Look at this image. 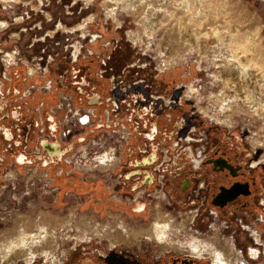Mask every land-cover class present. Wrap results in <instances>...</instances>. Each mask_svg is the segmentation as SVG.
<instances>
[{
  "label": "flooded vegetation",
  "instance_id": "af4514ba",
  "mask_svg": "<svg viewBox=\"0 0 264 264\" xmlns=\"http://www.w3.org/2000/svg\"><path fill=\"white\" fill-rule=\"evenodd\" d=\"M121 28L116 27L122 34ZM8 35L0 38V53L15 49L17 63L5 67L0 60V209L8 210L12 202L21 205L23 198L31 196L38 200L42 197V204L47 201L55 209L78 195L82 213L91 211L98 218L108 212L119 213L122 220L140 225L166 219L182 226L170 237L190 233L202 243L200 248L207 242V249L219 253L224 264H264V160L242 135L220 129L199 115L192 105L195 100H191L196 94L186 98L181 89L180 70L163 75L165 70L158 71L149 57L144 59L127 40L123 43L122 37H112L103 45L98 37L93 40L87 33L74 58L75 47L69 44L61 73L67 88H73L77 103L95 107L97 112L108 106L106 99L116 103L111 114L113 123L88 130L85 137L79 138L80 143L101 129L117 130L122 125L127 132L126 141L118 140L117 164L109 172L81 173L62 166L73 143L61 147L43 139L38 155L15 156L24 139L28 147L32 140L35 142L39 130L52 137L58 132L49 112L53 93L44 86L37 91L39 84L54 85L52 74L56 70L54 60H48L51 48L40 52L33 44L22 48L19 43L10 48L4 40L10 41ZM141 60L147 63L143 67L138 65ZM24 62L31 67L30 73L24 72ZM35 74H40L42 80ZM42 143L57 144L58 153L48 154ZM19 158L22 164L17 162ZM35 164L46 174L28 173L31 176H24L26 180L21 177L18 182L19 169ZM13 172L17 177L9 174ZM132 233L140 234L134 248L80 247L82 262L78 254H70L67 259L69 252L64 261L220 264L210 254L201 255L188 246L175 244L178 240L161 249L146 236L149 228Z\"/></svg>",
  "mask_w": 264,
  "mask_h": 264
},
{
  "label": "rangeland",
  "instance_id": "374dc122",
  "mask_svg": "<svg viewBox=\"0 0 264 264\" xmlns=\"http://www.w3.org/2000/svg\"><path fill=\"white\" fill-rule=\"evenodd\" d=\"M107 1L108 0H7V3L3 5L0 0V22L2 24L5 23L4 26H0V38H3L4 34L9 33L8 37L10 38V41H8L7 38L4 40H6V44L10 46V48L16 47V43H19L22 48H25L23 45L28 47L33 44V47H36L40 52L46 47L48 50L51 48L50 54H48L49 56H52L56 70L54 71V74H52L55 81L54 86L59 87L61 80L59 75H62V65L67 61L66 57L70 52L69 44L74 45L75 50L73 51L77 52L82 43L81 38L85 37L87 33H89L90 36H93V40L98 37L97 41L103 43V45H105L107 41H111L110 39L112 37H122L123 43L127 40L129 42V47L131 46L133 50L139 52L140 55L143 54L144 59L145 56L149 57L152 65L156 67L158 71L165 70L163 75L171 76L173 71L176 69L180 70L181 78L179 82H181V89L183 90L184 95H186V98H190L195 94L197 95V97L195 95V99L194 97H191V100H195L192 105H194V108L199 112V115L210 120L220 129L229 130L242 135L250 145L252 151L259 154V158L264 160V108H253L251 105L249 106L246 101L242 102V97H240V99L237 97L234 98V93H230L229 95L224 94L225 91L223 90L221 80L215 81L214 79V75L216 74L215 64L220 62L213 61L214 59L210 56V58L206 56L208 59H206L205 56H201L196 45L191 53L188 51V45L180 46L177 42L178 33L172 29L173 27L169 21L170 19L172 20V18L174 21L178 18L181 21V12H172L175 18L169 17V15L168 17L166 16L167 18L164 17L165 19L162 23L167 28L160 26L156 29L153 37H146L141 27V20L144 14H137L138 17H135L132 14L117 10L116 19L119 22L118 23L106 16L105 3ZM194 6L195 5H193V7ZM201 7H203L202 9L205 13L203 21V23H207L205 27L200 25L198 27L196 25L198 21L199 23L201 21L195 18L196 15L194 11L190 15V19L196 22L189 21V17H187L186 20L187 22L192 23V27L195 26L200 34H207L206 43L202 44L203 47L207 44L204 47L206 48L204 52H207L206 50H209V47H211L209 44L212 40L209 38V35L211 34L212 28H214V26L222 27V25L229 27L232 33L236 34L235 36L244 44L246 41V43H249L248 41L250 40H257L258 43L264 45V0H203ZM10 25H13V27H10ZM120 25L123 30L122 34L116 29V27H120ZM220 31L222 32L221 29ZM128 33L136 35L140 40L134 43L128 37ZM164 35L168 38L171 36L173 38L164 41ZM203 35H200V37H203ZM4 40L3 42H5ZM139 41L141 42L139 43ZM162 41L165 42L166 45H163ZM165 46L166 49H169H163ZM244 47L245 46L242 45L241 48L238 47V51H235L238 52L240 58L251 56L248 51L242 50ZM161 49L162 52H160ZM24 51L26 52L27 50ZM158 52L161 53V55ZM169 54L171 56H169ZM184 55L188 56H186V60L181 61V57ZM209 55H211V53ZM164 61L165 63H163ZM145 63L144 60H141L138 65L143 67ZM24 65L26 66L27 63L24 62ZM30 68L31 67H28L27 65V70L23 68L24 72L26 70L27 73H30ZM35 75L40 81L42 80L40 74ZM94 78L98 79L96 77ZM106 84L109 83L105 82V85ZM39 85L37 91H42L40 88L45 84ZM189 88L194 91L190 92ZM67 92L73 95L75 105L80 106L74 96L73 88L71 87ZM222 93L224 94L226 101L224 100ZM217 96L220 98H216ZM232 98L239 101L236 100L234 103L228 104L227 102ZM57 101L58 93H53L51 107L55 106ZM94 134L95 132L91 135ZM33 143L32 140L29 144V148L33 147ZM72 143L71 152H74L79 143L76 140H73ZM8 165H11V163L9 162ZM62 166L69 168L64 164ZM19 173L18 182L21 181V177L24 178V176H31L23 169H19ZM9 174L17 177V174L14 172ZM45 174L46 172H37V175ZM24 179L26 180V178ZM0 181H3V179L0 178ZM18 196L19 195L16 194L14 197L18 198ZM77 197L78 195H72L63 206H56L55 209L52 207L51 209L47 201H44L45 204H42V197L39 200L33 196H31V199L26 198L25 200V198H23L21 200V205L18 206L12 202L13 206L10 205L8 210L0 209V239L5 235V237L11 238L14 234H17L22 230L33 232L39 224H44L48 226V228H53L54 235L51 236V238L54 242L52 244L49 243L48 246L51 250V256L47 259L45 257L37 256L34 262L38 263L39 261H42L40 264H71V262L66 263L64 261V255L67 252H69L67 259H70L72 254H78V261L82 262L80 247L88 248L91 245H102L106 246V248H113L115 246L134 248L136 245L134 241H137V243L139 242L140 234H133L132 232H136L139 229L149 228V234H146V236H148V239L154 242L157 246L160 247L162 245L160 247L161 249L162 247L165 248L167 243L168 245H174V242L177 240L178 241L175 244H181L180 246H188L190 242V237L187 235L189 233L184 234V236L178 235L176 237L172 235L170 237L171 234L176 232L172 231L168 233L169 235L165 238V242L163 241L164 243H158L157 240L151 237V228L153 224L157 222L156 220L148 221L140 225L136 222L122 220V216L119 213L108 212L107 215H103L101 218H98L95 214L91 213V211L82 213L79 208ZM0 204L2 203L0 202ZM21 219H23L22 222H20ZM120 224H122L127 230L132 231L128 239L130 245L119 244L111 246L104 236L102 238H99L98 236H85L84 238L79 239L76 237L77 233L83 232V229H81L83 227L77 228V225L85 226L84 229L86 230V234L90 235L92 228L105 227L104 230L108 231V228L114 226V228H116L120 226ZM141 245H144L142 241ZM73 249L78 250L77 252H73ZM1 263L0 260V264ZM13 264L25 263L18 260Z\"/></svg>",
  "mask_w": 264,
  "mask_h": 264
},
{
  "label": "bare ground",
  "instance_id": "6f19581e",
  "mask_svg": "<svg viewBox=\"0 0 264 264\" xmlns=\"http://www.w3.org/2000/svg\"><path fill=\"white\" fill-rule=\"evenodd\" d=\"M1 2L3 5H5L7 3V0H1ZM202 2L203 0H108L105 3L106 4L105 11H106V16L115 21H117L116 19L117 10H121L127 14H132L135 17L137 16V14H140V13L144 14L141 20V27L146 37H151V36L153 37L154 36L153 34L155 33L156 29H158L160 26L167 28L162 23L165 19L164 17L166 16L168 17V15L169 17H174L173 13L181 12V16H182L181 21L179 18L175 21L172 18V20L170 19L169 21V23L173 27L172 29L178 33L177 42L180 44V46L182 47V46L188 45L189 46L188 51L191 53L193 48H195L194 46L196 45V47L199 49L201 56L203 57L205 56V58L206 56L208 57L210 56L211 58L214 59L213 61L220 62V63L215 64L216 74L214 75V79L215 81L221 80L223 90L225 91L224 94L229 95L230 93H234L233 94L234 98L237 97L240 99V97H242V102L246 101V103H248L249 106L251 105L253 108L257 107L258 109L262 107L264 108V95H263V92H264V45L258 43L257 40L255 41L250 40L248 41L249 43H246L247 42L246 41L244 44L243 42H241L240 39H238L235 36L236 34L232 33L229 27H225L222 25L223 28L220 26L219 27L214 26V28H212L211 34L209 35V38L212 40L210 44L212 45L209 44V46L211 47L208 46L209 50L207 49L206 50L207 52H204L206 49L204 47L207 44L204 45V47L202 46V44L206 43L205 41L207 39L206 38L207 34H204V35L200 34V32L196 30V27L195 26L192 27V23L187 22L186 20L187 17H189V21H192V19H190V15L194 11L196 15L195 18L201 21L200 23L198 21L196 25L198 27L199 25L202 27H205L207 25V23L206 24L203 23L204 18H205V13H204V10L202 9L203 7H201ZM193 5L195 6L193 7ZM192 22H196V21H192ZM4 25L5 23L2 24L0 22V26H4ZM220 29L222 30V32L220 31ZM200 35L201 36L203 35V37H200ZM128 37L134 43L140 40L137 38L136 35H131L130 33H128ZM171 38L173 37L171 36L168 38L167 36L164 35L163 40L167 41L168 39H171ZM140 42L141 41H139V43ZM163 45H166V43L163 42ZM242 45L245 46L244 49L242 50L248 51L251 54V56H248V57L245 56L244 58H240L239 57L240 55L238 56V52H235V51H238L237 50L238 47L241 48ZM163 49H166V46ZM160 52H162V49ZM210 53L211 55H209ZM159 54L161 55V53ZM170 54L169 56L172 55ZM186 56L188 55H184L183 57H181V61L186 60L187 58ZM179 61H180V58H179ZM163 63H165V61ZM189 90L190 92L194 91L191 88H189ZM224 94L222 95L223 97H224ZM216 98H220V97L217 96ZM234 98L229 99V102L227 103L228 104L234 103L237 100V99L235 100ZM224 100H225V97H224ZM22 220L23 219H21L20 222H22ZM163 220L164 221L162 222L157 219L156 220L157 222H155L151 228V231H152L151 237L157 240V242L160 244L161 242L165 240L167 235H169L168 233L172 231H177L178 229H182L181 225L176 226V225H173L172 224L173 222L169 220H166V219H163ZM121 225L122 224H120V226L116 228H114L115 226L110 227L108 228V231L104 230L105 227L92 228L90 235L86 234V230L84 229L85 226L75 225L77 228L83 227L81 228L83 229V232L77 233L76 237L79 239V238H84L85 236L86 237L87 236H93V237L98 236L99 238H102L104 236V238L108 240L111 246H115L119 244H125V245L129 244L130 245V243H128V239H129L131 232H129V230L123 227V225L122 226ZM53 232H54L53 228H48V226L44 224H39L38 226H36L33 232L22 230L21 232L14 234V236H12L11 238L10 237L7 238L5 237L6 235L5 236L3 235L4 237L0 239V260L2 262L1 264H13V263H16L18 260H21L25 264H32L37 258V256L45 257L47 259L49 256H51L50 255L51 250L48 248V246H49V243L52 244L54 242L51 238V236L54 235ZM188 235H189L188 237H190V242L188 246L191 251L198 252L201 255L210 254V256L214 259V261L216 262L219 261L220 264L223 263L221 262L223 260L219 258L220 256L219 253H212L207 249V242L204 241L203 247L200 248L199 245H201L202 243L197 241L192 235H190V233ZM162 249H165V248L162 247ZM228 263L230 262L228 261Z\"/></svg>",
  "mask_w": 264,
  "mask_h": 264
},
{
  "label": "built area",
  "instance_id": "2783aa9c",
  "mask_svg": "<svg viewBox=\"0 0 264 264\" xmlns=\"http://www.w3.org/2000/svg\"><path fill=\"white\" fill-rule=\"evenodd\" d=\"M79 50L72 52L73 58L78 56ZM16 53L15 50L0 53L1 63L5 67L15 65L17 63ZM48 60L52 62V56H49ZM25 68L27 70V66ZM59 76L61 79L59 87L54 85L49 87L50 83L48 82L44 85V88L49 90L50 93H58L56 105L49 110L50 115L55 118L58 128L57 134L52 137L48 132L39 130L33 147L29 148L24 139L20 150L15 156L33 157L38 155L40 153V142L43 139H46L49 143L54 141L61 147H67L73 140L85 137L88 130L96 129L98 125H111L113 123L111 114L116 110V103L112 98L105 100L108 106L103 107L100 112H97L95 107L77 106L73 100V95L67 92L68 88L64 83L63 75ZM126 136V129L122 125L117 130H97L94 135L88 137L83 143H79L74 152L66 155L63 158V164L81 173L88 174L101 171L105 174L117 164L119 141H126ZM22 169L26 173L46 172V170H41L38 164L23 166ZM118 181L119 179H117Z\"/></svg>",
  "mask_w": 264,
  "mask_h": 264
},
{
  "label": "water",
  "instance_id": "95a60500",
  "mask_svg": "<svg viewBox=\"0 0 264 264\" xmlns=\"http://www.w3.org/2000/svg\"><path fill=\"white\" fill-rule=\"evenodd\" d=\"M82 141V139H79L77 142L80 143ZM42 148L45 152H47L48 154H57L59 151V146L57 144H47V143H42ZM71 149V147H69V150ZM66 151H63L61 153H59L60 155H63ZM17 162L19 164H22V159L19 158L17 159ZM43 165H45V163H43Z\"/></svg>",
  "mask_w": 264,
  "mask_h": 264
}]
</instances>
